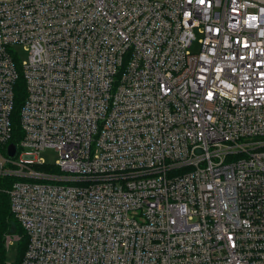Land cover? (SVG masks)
<instances>
[{
	"label": "built area",
	"instance_id": "built-area-1",
	"mask_svg": "<svg viewBox=\"0 0 264 264\" xmlns=\"http://www.w3.org/2000/svg\"><path fill=\"white\" fill-rule=\"evenodd\" d=\"M0 177L20 264H264V0H0Z\"/></svg>",
	"mask_w": 264,
	"mask_h": 264
},
{
	"label": "trees",
	"instance_id": "trees-1",
	"mask_svg": "<svg viewBox=\"0 0 264 264\" xmlns=\"http://www.w3.org/2000/svg\"><path fill=\"white\" fill-rule=\"evenodd\" d=\"M26 96L25 83L21 77L15 84V107L13 112V122L15 133L12 141L17 143L20 135L19 126V112ZM15 178L13 177H0V264H20L24 253L28 246V237L20 224L11 211L9 196L5 191ZM8 235L18 236L19 252L16 262H10L8 259V246L6 238Z\"/></svg>",
	"mask_w": 264,
	"mask_h": 264
},
{
	"label": "rangeland",
	"instance_id": "rangeland-1",
	"mask_svg": "<svg viewBox=\"0 0 264 264\" xmlns=\"http://www.w3.org/2000/svg\"><path fill=\"white\" fill-rule=\"evenodd\" d=\"M201 34L197 31L196 32V39L193 41L191 47L189 48L192 52H197L200 49V42L199 39ZM15 50L17 51V56L21 61H26L29 58V53L26 50L23 44H16ZM25 152H31L29 148L25 150ZM38 158L45 160L48 164L54 165L57 163L59 159V152L54 147H46L37 154ZM19 252V245L18 241H12L8 246V259L10 262H16L18 258Z\"/></svg>",
	"mask_w": 264,
	"mask_h": 264
},
{
	"label": "water",
	"instance_id": "water-1",
	"mask_svg": "<svg viewBox=\"0 0 264 264\" xmlns=\"http://www.w3.org/2000/svg\"><path fill=\"white\" fill-rule=\"evenodd\" d=\"M10 156H14L16 153V146L14 144L9 145V151H8Z\"/></svg>",
	"mask_w": 264,
	"mask_h": 264
}]
</instances>
